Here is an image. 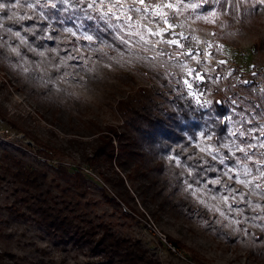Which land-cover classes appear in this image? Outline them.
<instances>
[{
  "label": "rangeland",
  "instance_id": "374dc122",
  "mask_svg": "<svg viewBox=\"0 0 264 264\" xmlns=\"http://www.w3.org/2000/svg\"><path fill=\"white\" fill-rule=\"evenodd\" d=\"M0 5V264L96 259L62 242L30 214L24 200L30 194L15 169L46 171L44 187L57 193L67 185L48 163L80 166L89 178L81 200L85 211L140 238L160 264H264V5L257 0H0ZM34 13L60 22L77 46L64 54L52 44L31 42L21 23L32 21ZM88 58L91 68L80 62ZM120 73L125 80L132 77L136 88L154 85L164 104L190 100L199 114L184 118L185 138L175 150L151 155L165 162V172L138 176L134 199L104 182L69 140L73 125L89 132V117L123 123L115 100L121 88L132 87L117 80ZM250 96L255 104L248 103ZM216 102L226 106L224 117ZM219 121L227 128L216 137ZM47 143L57 147L48 156L41 151ZM103 185L120 203L106 199Z\"/></svg>",
  "mask_w": 264,
  "mask_h": 264
},
{
  "label": "trees",
  "instance_id": "16d2710c",
  "mask_svg": "<svg viewBox=\"0 0 264 264\" xmlns=\"http://www.w3.org/2000/svg\"><path fill=\"white\" fill-rule=\"evenodd\" d=\"M21 25L24 26L31 42L38 47L52 44L60 48L62 53L68 54L71 47L77 46L76 38L70 33H64L60 22L50 23L41 14H37L32 21L28 18L23 19ZM80 62L89 68L92 67L89 58L87 63L85 60ZM115 77L124 86L132 87L129 91L124 87L121 88L123 95L115 100V108L123 123H102L97 118L89 117L87 123L84 122L89 132L77 130V126L73 125L74 136L69 140L77 146L80 159L92 168H96L104 182L123 189V192L133 197L131 189L135 187L134 182L138 176L148 178L151 173L165 172V162L159 157L154 162L151 155L158 156V149H174V146L185 138L182 133L184 118L188 119L191 114H199L188 99L183 101L181 98H174L170 100L172 104H164L158 98L160 95L154 85L141 84L136 88L131 84L134 82L132 77L128 76L129 79L125 80L122 73ZM248 103L255 104V99L250 96ZM214 105L220 116L224 117L227 112L226 106L219 102ZM63 106L71 110L68 104H59V109ZM253 108L256 112H260L258 106ZM53 110L57 111V108ZM48 120L53 124L55 115ZM221 121L216 137L217 134L222 135L226 132L224 128H227V123ZM85 136L93 137L82 138ZM46 146H48L47 150L41 149V151L47 156L51 151L57 150V147L49 143ZM48 164L55 169L57 178L64 180L67 185L57 193L50 186L44 187L46 171L19 166L14 173L27 187L26 191L30 197L24 200L28 203L27 208L35 220L59 237L62 242L72 243L96 258L81 264H160L159 260L149 253L140 238L120 233L110 221L94 218L85 211L81 200L88 194L89 178L80 166L71 169L64 163ZM175 179L174 187L178 186L181 175ZM102 188L108 201L120 203L117 196L110 195L104 185ZM141 191L140 189L138 192ZM167 203L170 205L169 201ZM165 204L159 203L161 206ZM173 204L175 207L178 205L177 202ZM188 209L192 210V207ZM14 210L20 216H26L20 208L14 207ZM152 214L157 216V211L152 210ZM166 236L174 246L181 247L177 239L171 235Z\"/></svg>",
  "mask_w": 264,
  "mask_h": 264
},
{
  "label": "snow or ice",
  "instance_id": "6c2138e0",
  "mask_svg": "<svg viewBox=\"0 0 264 264\" xmlns=\"http://www.w3.org/2000/svg\"><path fill=\"white\" fill-rule=\"evenodd\" d=\"M257 2H258L259 4L264 5V0H257ZM0 7H3V5H0ZM53 7H54V5H53ZM89 7H92V5H89ZM17 35H19V33H17ZM85 39L91 41V40H92V37H91V36H86ZM222 63H223V62H222ZM242 151H243V150H242Z\"/></svg>",
  "mask_w": 264,
  "mask_h": 264
}]
</instances>
